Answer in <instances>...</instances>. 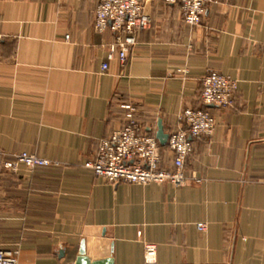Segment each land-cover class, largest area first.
<instances>
[{"label": "crops", "instance_id": "obj_1", "mask_svg": "<svg viewBox=\"0 0 264 264\" xmlns=\"http://www.w3.org/2000/svg\"><path fill=\"white\" fill-rule=\"evenodd\" d=\"M97 3L0 0V248L18 247L19 264H75L81 249L88 264H145L149 242L152 264H264V0H210L197 26L147 0L150 27L125 62L107 58ZM209 71L237 80L232 106L201 102ZM121 105L152 135L208 109L217 126L184 169L201 183H111L86 167L123 125ZM22 151L49 162L4 167Z\"/></svg>", "mask_w": 264, "mask_h": 264}, {"label": "built area", "instance_id": "obj_2", "mask_svg": "<svg viewBox=\"0 0 264 264\" xmlns=\"http://www.w3.org/2000/svg\"><path fill=\"white\" fill-rule=\"evenodd\" d=\"M147 0H98L94 13V29L102 33L109 28L114 33V41L109 45L108 60L115 56L122 62L127 53L137 43L139 34L150 27V17L144 11ZM178 4L183 21L190 26L201 23L205 5L210 0H165ZM1 37V33H0ZM68 35L65 36L67 38ZM102 69L108 64L102 63ZM237 80L218 71H209L202 79L200 92L204 105L226 108L233 105ZM123 125L106 137L98 145L95 158L85 163L97 177L111 183L129 182L136 185L169 183L176 187L199 184L202 178L194 173L186 174L185 162L193 149V141L211 135L217 121L211 112L203 107L186 108L179 118L182 126L168 135L166 144L172 155V165L163 167L160 143L155 135L143 131L135 119V107L121 105ZM49 161L23 151L13 154L4 162V167L16 170L20 164L29 168L47 165ZM200 231L206 224L199 222ZM156 254L153 243H144L145 264H152ZM19 248H0V264H19Z\"/></svg>", "mask_w": 264, "mask_h": 264}, {"label": "water", "instance_id": "obj_3", "mask_svg": "<svg viewBox=\"0 0 264 264\" xmlns=\"http://www.w3.org/2000/svg\"><path fill=\"white\" fill-rule=\"evenodd\" d=\"M155 136L161 145H164L167 141V138H168V135L166 133H164L161 125H158V130H157ZM75 264H88L84 259L83 249H81Z\"/></svg>", "mask_w": 264, "mask_h": 264}, {"label": "rangeland", "instance_id": "obj_4", "mask_svg": "<svg viewBox=\"0 0 264 264\" xmlns=\"http://www.w3.org/2000/svg\"><path fill=\"white\" fill-rule=\"evenodd\" d=\"M23 152V151H22ZM27 152V151H26ZM18 153H20V152H18ZM14 154H16V153H14ZM30 154H33V155H36L35 153H30ZM37 157H40V156H38V155H36ZM40 158H42V159H45V158H43V157H40ZM11 159V158H10ZM9 160V159H8ZM45 160H47V159H45ZM5 162V161H4ZM29 168V167H28Z\"/></svg>", "mask_w": 264, "mask_h": 264}]
</instances>
